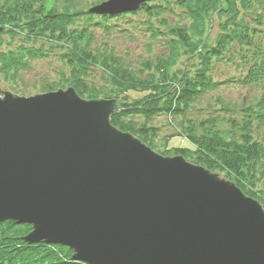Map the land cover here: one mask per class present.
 Masks as SVG:
<instances>
[{"label":"water","instance_id":"1","mask_svg":"<svg viewBox=\"0 0 264 264\" xmlns=\"http://www.w3.org/2000/svg\"><path fill=\"white\" fill-rule=\"evenodd\" d=\"M115 108L73 89L0 97V222L31 223L28 240L90 264H264L259 203L116 129Z\"/></svg>","mask_w":264,"mask_h":264},{"label":"trees","instance_id":"2","mask_svg":"<svg viewBox=\"0 0 264 264\" xmlns=\"http://www.w3.org/2000/svg\"><path fill=\"white\" fill-rule=\"evenodd\" d=\"M140 14L151 41L163 42L134 68L118 52L116 26L108 17L96 22L72 0H1L0 27L11 40L0 47V79L18 90L20 73L52 55L60 63L58 79L43 84L44 90L71 86L85 98L117 100L121 109L112 123L159 151L154 120L169 117L193 148L162 154H183L264 201V0H159ZM97 28L104 30L99 34ZM224 64L241 65L238 82L260 90L256 104L242 109L243 117L225 118L230 133L217 129L221 119L211 112L193 115L195 107L206 110L199 104L223 84L217 74ZM217 100L228 113L231 107ZM30 228L14 221L0 225V264H82L71 260L67 247L27 244L22 237Z\"/></svg>","mask_w":264,"mask_h":264},{"label":"rangeland","instance_id":"3","mask_svg":"<svg viewBox=\"0 0 264 264\" xmlns=\"http://www.w3.org/2000/svg\"><path fill=\"white\" fill-rule=\"evenodd\" d=\"M72 1L75 3V6L77 8L78 7L84 8L87 5H89V2H91L92 0H72ZM63 2L64 0H61V4H63ZM124 21L125 20H122L120 22L123 23ZM137 22H140L138 18H137ZM114 40L118 52L124 57L128 58L129 59L128 61L130 62L131 65H133L132 67L134 68L139 66V63L136 62L137 59L139 60L141 57L147 56L145 55L146 54L145 52H148V48H147V44H144L142 46V44L144 43L143 39L140 41V44L135 42L134 40L119 38V36H118V40L116 39ZM157 45H160V43L157 42ZM57 66H59L58 59L50 58L48 60L35 61L32 70L24 71L20 73L21 80L18 82V86H17L19 92L13 91V93L15 92V93L23 94L24 96H31L38 93H43L42 82L44 81L46 83L49 79L55 78V71H56L55 69L57 68ZM0 86L2 89H7L6 87L7 85L1 84ZM245 96L248 97V101H246L245 99V102L243 104L242 97ZM259 96L260 94L258 92V89H255L254 87H252V89L247 90L245 88H239L231 85H224L221 86V88L219 89V91H217V93L208 96V102H204L201 104L202 107L206 108V110L199 111L197 110L198 107H195L194 111L196 110V112H194L193 115L199 116L200 114H206L210 112L214 114L215 111H212V109L213 108L218 109L219 107L217 99H221L222 101L230 102L232 104L234 103L233 106L243 105L241 108L243 109L246 105L252 103L250 98H258ZM207 104H210L212 108L206 106ZM241 109H239L237 113H235V115L241 114L240 113ZM221 115L222 118H224L225 115L228 116V114H225L224 112ZM154 124L160 127L159 129L160 135H158L159 137L158 143L160 144V147H163V145L165 144L164 141L166 136H169L171 134L172 135L176 134L177 130L180 129V127L178 126L179 125L178 122L175 123L176 124L175 126H171L168 120L164 117H159L156 121H154ZM216 127L223 133L224 132L230 133L232 130L230 128V124L224 121L219 122V124ZM260 130H262V128L259 129L258 132H260ZM200 132H202V130H199V133ZM170 147H191V142L183 138H176V139L174 138L170 143Z\"/></svg>","mask_w":264,"mask_h":264}]
</instances>
